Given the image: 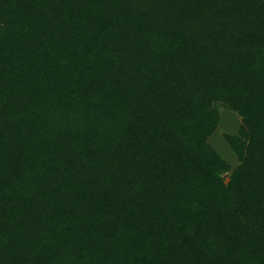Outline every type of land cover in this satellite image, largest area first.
<instances>
[{"label":"trees","instance_id":"obj_1","mask_svg":"<svg viewBox=\"0 0 264 264\" xmlns=\"http://www.w3.org/2000/svg\"><path fill=\"white\" fill-rule=\"evenodd\" d=\"M0 264H264V0H0Z\"/></svg>","mask_w":264,"mask_h":264},{"label":"rangeland","instance_id":"obj_2","mask_svg":"<svg viewBox=\"0 0 264 264\" xmlns=\"http://www.w3.org/2000/svg\"><path fill=\"white\" fill-rule=\"evenodd\" d=\"M213 109L218 112L219 119L216 131L208 138L212 148L222 155L231 165V170L223 175L225 181L231 174L232 169L239 163L238 156L231 149L229 142L225 139L224 134H237L242 123L239 113L231 109L223 101L214 102Z\"/></svg>","mask_w":264,"mask_h":264}]
</instances>
